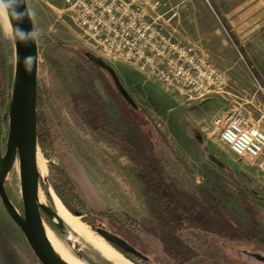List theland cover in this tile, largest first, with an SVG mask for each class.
<instances>
[{"label": "rangeland", "instance_id": "1", "mask_svg": "<svg viewBox=\"0 0 264 264\" xmlns=\"http://www.w3.org/2000/svg\"><path fill=\"white\" fill-rule=\"evenodd\" d=\"M161 1L163 11L173 8L168 14L176 13L175 25L184 42L227 70L229 84L223 93L203 101L184 102L136 68L91 50L73 22L62 13L63 0H28L39 33L38 89L43 93L41 111L47 130L46 151L40 147V160L47 164V172L40 173V195L51 204L48 189L62 186L57 167L62 169L85 209L77 206L74 190L68 193L61 187L70 206L83 210L82 217L96 225L103 224L133 244L137 252L127 255L141 264H264V156L255 163L239 158L221 141L213 124L220 111L237 104L248 107L246 101L264 87V0ZM0 37L14 74L15 44L6 35L1 21ZM91 56H100L114 66L138 109L123 98L110 73L96 67L89 59ZM89 83L98 91L116 128L123 129L138 144L133 125L124 116L126 108L144 131L154 137L171 176L180 178L192 189L212 190L215 183L227 194L217 197L257 238L213 234L188 227L181 231V237L187 253L193 254L190 258L183 256V261L171 255L154 222L142 180V166L88 128L76 110L74 96L89 89ZM11 91L12 88L10 98ZM8 112L6 106L0 128V161L6 153ZM209 152L228 169L211 162L207 157ZM9 172L7 192L24 216L19 159ZM243 194L256 208L255 216L248 210ZM94 211L106 214L97 215ZM43 216L50 227L47 222L50 217L45 213ZM110 220L122 223L133 237L116 232L117 227ZM51 228L76 253H82L83 261L103 264L91 246L69 228ZM0 264H42L20 226L8 214L1 197Z\"/></svg>", "mask_w": 264, "mask_h": 264}, {"label": "built area", "instance_id": "2", "mask_svg": "<svg viewBox=\"0 0 264 264\" xmlns=\"http://www.w3.org/2000/svg\"><path fill=\"white\" fill-rule=\"evenodd\" d=\"M62 13L88 47L105 58L136 68L184 102L224 92L227 70L184 42L176 13L161 0H63ZM220 111L213 124L220 139L239 158L253 163L264 156V99Z\"/></svg>", "mask_w": 264, "mask_h": 264}, {"label": "trees", "instance_id": "3", "mask_svg": "<svg viewBox=\"0 0 264 264\" xmlns=\"http://www.w3.org/2000/svg\"><path fill=\"white\" fill-rule=\"evenodd\" d=\"M12 79L13 67L8 66L2 37H0V128L3 121L2 111L6 106H9V90L12 88ZM74 100L76 110L88 128L116 145L133 162L142 166V180L146 187V196L154 222L157 225L158 234L165 244V249L178 261L185 260L183 257L185 255L190 258L193 254V252L187 253L185 250L187 245L181 237V231L184 228L189 227L208 233L225 234L233 237L250 235V237L257 238L241 219L217 197V194L222 196H227V194L215 183H212V190L206 188L192 189L186 186L180 178L171 176L168 173L166 161L158 153L154 137L144 131L141 123L132 116L130 111L125 110L126 108L123 110V112L125 111L124 116L133 125L134 137L138 144H135L123 129L116 128L104 109L101 96L91 83H89V89L85 88L82 95L74 96ZM42 102L43 93L38 89V140L41 149L46 151L47 130L41 111ZM57 169L63 183L60 187L55 186V192L73 214H83L81 212L83 210L73 209L69 204V200L62 194V188L68 193L74 190V200H76L77 206L85 209L84 203L76 194L75 187L68 175L62 169L58 167ZM217 178L220 181L222 180L220 176H217ZM242 196L248 210L255 216L256 208L244 194ZM94 213L97 215L106 214L104 211H94ZM82 218L94 229H97L95 222H91L85 217ZM110 221L117 227L118 231L116 232L125 234L127 238L128 236L133 237L131 231L126 229L122 223L115 220ZM47 222L52 227H57L51 218ZM228 232L230 233L227 234ZM122 238L124 239V237ZM127 242L131 244L129 241ZM118 249L128 256L127 251L120 247Z\"/></svg>", "mask_w": 264, "mask_h": 264}, {"label": "water", "instance_id": "4", "mask_svg": "<svg viewBox=\"0 0 264 264\" xmlns=\"http://www.w3.org/2000/svg\"><path fill=\"white\" fill-rule=\"evenodd\" d=\"M27 9L31 13L28 0H21L16 7L17 12L26 13ZM8 16L12 32L15 28L30 32L35 27L33 17L30 18L27 14L19 21L10 13ZM13 41L16 49V63L9 102V129L6 153L0 161V197L8 214L20 226L40 262L42 264H66L57 256L48 239L43 214L45 213L48 216H55L59 222L54 220L53 222L61 229L65 227V223L54 208H50L47 204L40 202V170L37 158L38 151H41L38 140L37 108L39 45L38 41L36 43L34 41H29L27 45L19 40ZM28 55L35 57L34 66L31 72H26L21 63L23 58ZM89 59L96 67L110 73L123 98L134 109H138L139 106L137 102L120 80L114 66L100 56H91ZM17 157L20 163V183L24 205V216L20 215L16 209L5 186L7 174L13 168ZM207 157L220 168L225 170L228 169L226 164L215 154L209 152L207 153ZM77 216L82 217L83 214H77ZM91 228L121 253L123 252L118 249V247L127 252H137L136 248L122 237L103 228L94 229L92 226ZM76 254L80 258L79 254ZM135 264L137 263L135 262Z\"/></svg>", "mask_w": 264, "mask_h": 264}, {"label": "bare ground", "instance_id": "5", "mask_svg": "<svg viewBox=\"0 0 264 264\" xmlns=\"http://www.w3.org/2000/svg\"><path fill=\"white\" fill-rule=\"evenodd\" d=\"M0 21H1L2 26H4L6 34L12 32V27L9 21L8 14L0 15ZM40 155H41L40 151H38L37 153L38 167H39L40 173L43 174L44 172H47V164L46 162L40 160ZM17 159L18 157L16 158L15 163ZM48 197L51 199V204H48L46 202L45 197H43L42 195H40V202L47 204L50 208L51 207L54 208L57 211L60 218L65 223V228H69L71 232L77 234V236L80 239L88 243L91 246L92 250L98 254L103 264H135V262L132 259L129 258L130 259L129 260L128 257H125L123 253L116 250L104 238H102L99 234L93 231L90 228V226L86 224L83 220H81L79 217L72 214L66 208V206L64 205L62 200L58 197V195L56 194L53 188L48 189ZM49 217L52 220L59 222L55 216L50 215ZM44 223H45V220H44ZM45 227H46V233H47L48 239L50 243L52 244V247L54 251L56 252L57 256L62 261H64L66 264H88L77 256L72 246H70L65 240L60 239L54 233V231H52L50 227L46 226V223H45Z\"/></svg>", "mask_w": 264, "mask_h": 264}, {"label": "clouds", "instance_id": "6", "mask_svg": "<svg viewBox=\"0 0 264 264\" xmlns=\"http://www.w3.org/2000/svg\"><path fill=\"white\" fill-rule=\"evenodd\" d=\"M20 2L21 0H0V15H7L10 13L18 21L22 20L26 14L31 18L34 13H30L28 9L26 10V13L16 11V7ZM6 35H8L11 39L15 41L19 40L26 45L29 41H34L36 43L39 37V33L35 27L30 32H25L20 28H15L13 32L7 33ZM34 62L35 57L32 55L25 56L21 61L26 72H31Z\"/></svg>", "mask_w": 264, "mask_h": 264}, {"label": "flooded vegetation", "instance_id": "7", "mask_svg": "<svg viewBox=\"0 0 264 264\" xmlns=\"http://www.w3.org/2000/svg\"><path fill=\"white\" fill-rule=\"evenodd\" d=\"M63 202V201H62ZM65 205V204H64ZM67 208V207H66ZM68 209V208H67ZM69 210V209H68ZM70 211V210H69ZM71 212V211H70ZM72 213V212H71ZM73 214V213H72ZM44 215V214H43ZM75 215V214H74ZM75 216H77V215H75ZM44 217V216H43ZM77 217H79L81 220H83V218L82 217H80V216H77ZM84 221V220H83ZM85 222V221H84ZM86 224H87V222H85ZM89 225V224H88ZM97 227L96 228H103V229H106V227L103 225V224H99V225H96ZM50 228H51V226H50ZM90 228H91V226H90ZM52 229V228H51ZM92 229V228H91ZM106 230H108V229H106ZM52 231H54L53 229H52ZM94 231V230H93ZM108 231H110V230H108ZM56 231H54V233H55ZM110 232H112V231H110ZM57 233V232H56ZM55 233V234H56ZM112 233H114V234H116V235H118L119 237H121L119 234H117V233H115V232H112ZM60 239H62L60 236H59V234L57 233L56 234ZM102 237V236H101ZM103 238V237H102ZM63 240V239H62ZM109 243V242H108ZM111 245V244H110ZM112 246V245H111ZM116 249V248H115ZM117 250V249H116ZM119 251V250H118ZM120 252V251H119ZM124 255V254H123ZM79 256H80V258L81 259H84L83 257H82V253H79ZM125 256V255H124ZM126 257V256H125ZM129 259V258H128ZM130 260V259H129ZM132 261V260H131ZM133 262V261H132Z\"/></svg>", "mask_w": 264, "mask_h": 264}, {"label": "crops", "instance_id": "8", "mask_svg": "<svg viewBox=\"0 0 264 264\" xmlns=\"http://www.w3.org/2000/svg\"><path fill=\"white\" fill-rule=\"evenodd\" d=\"M264 84V83H263ZM264 86V85H263ZM262 90L257 91L256 93L258 94L260 99H264V87L261 88ZM261 91V92H260Z\"/></svg>", "mask_w": 264, "mask_h": 264}]
</instances>
